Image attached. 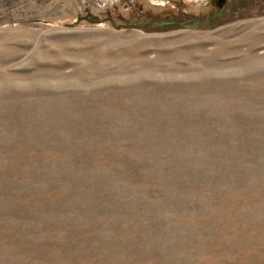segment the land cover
<instances>
[{
	"label": "rangeland",
	"instance_id": "374dc122",
	"mask_svg": "<svg viewBox=\"0 0 264 264\" xmlns=\"http://www.w3.org/2000/svg\"><path fill=\"white\" fill-rule=\"evenodd\" d=\"M0 264H264V0H0Z\"/></svg>",
	"mask_w": 264,
	"mask_h": 264
},
{
	"label": "flooded vegetation",
	"instance_id": "af4514ba",
	"mask_svg": "<svg viewBox=\"0 0 264 264\" xmlns=\"http://www.w3.org/2000/svg\"><path fill=\"white\" fill-rule=\"evenodd\" d=\"M229 0H219V2H220V5H222L223 4V2H225V3H227ZM168 23H172V22H168Z\"/></svg>",
	"mask_w": 264,
	"mask_h": 264
},
{
	"label": "trees",
	"instance_id": "16d2710c",
	"mask_svg": "<svg viewBox=\"0 0 264 264\" xmlns=\"http://www.w3.org/2000/svg\"><path fill=\"white\" fill-rule=\"evenodd\" d=\"M86 19H88V20L91 21V22H94V20H92L91 18L86 17ZM125 25H126V24H125Z\"/></svg>",
	"mask_w": 264,
	"mask_h": 264
}]
</instances>
